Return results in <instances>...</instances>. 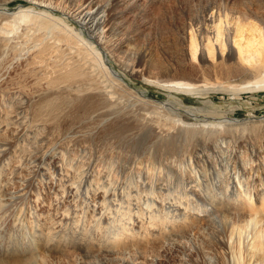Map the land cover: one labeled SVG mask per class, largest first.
I'll return each mask as SVG.
<instances>
[{
    "label": "rangeland",
    "instance_id": "1",
    "mask_svg": "<svg viewBox=\"0 0 264 264\" xmlns=\"http://www.w3.org/2000/svg\"><path fill=\"white\" fill-rule=\"evenodd\" d=\"M83 1L109 0H0V29L10 36L0 50V144L17 148L11 162L0 159V185L8 175L11 181L0 187V264L30 258L19 264H264V209H257L264 198V129L254 127L264 120V91L227 92L256 78L222 72V64L256 62L249 56L264 47V0H117L101 44L72 15ZM20 12L29 22H19ZM236 26H243L251 51L225 45L224 30ZM200 46L203 59L196 54ZM67 47L93 50L95 74L109 83L120 107L113 104L110 117L90 118L100 96L84 95L92 78L83 74L57 93V101L35 102L38 124L16 135L19 124L5 127L6 114L17 108L29 114L34 97L54 94L45 80L55 64L69 60ZM38 52L47 63L43 69L31 63ZM173 83L202 88L194 94L162 88ZM230 119L255 123L238 129ZM46 140L52 147L42 170L31 169L26 159L15 169L22 152L35 142L44 147ZM199 151L211 167L200 169ZM59 169L92 173L93 184L101 175L109 179L97 190L91 184L82 212L85 199L73 209L69 186L54 196ZM99 191H109L113 205L109 201L110 216L94 222L96 199L104 198ZM246 197L252 199L249 210L261 213L255 242L251 229L243 228ZM148 215L164 218L167 226L148 225ZM251 242L262 244L259 251L252 248L255 263L247 257Z\"/></svg>",
    "mask_w": 264,
    "mask_h": 264
},
{
    "label": "bare ground",
    "instance_id": "2",
    "mask_svg": "<svg viewBox=\"0 0 264 264\" xmlns=\"http://www.w3.org/2000/svg\"><path fill=\"white\" fill-rule=\"evenodd\" d=\"M117 0H109L107 3L105 4H99L97 2H94V1H83V2H80V3H77L75 5V9L72 11V15L80 22V24L89 32V34H91V39L97 41L98 43L101 44L102 42V39L105 38V36L107 35L106 34V27L107 25L110 24V19H109V16H108V12H109V8L112 4H115ZM22 13L24 12H20L19 16V22L21 23H27L29 22V20H27V16L26 15H23ZM10 17H14V15L10 16ZM75 19V20H76ZM215 19V18H214ZM204 20V19H203ZM204 22V21H203ZM221 23V22H220ZM206 24V23H205ZM209 24V23H207ZM215 24V23H214ZM213 24V25H214ZM223 24V22L221 23ZM4 25V24H3ZM14 26H16L15 24H13ZM212 25V26H213ZM230 25V24H229ZM236 25V24H235ZM226 26V25H225ZM209 27L211 28V26L209 25ZM237 27V26H236ZM250 27V26H249ZM256 27V26H255ZM226 28V27H225ZM235 28V27H234ZM213 29V28H212ZM211 29V30H212ZM248 29V28H246ZM259 29V28H258ZM223 30V29H222ZM231 30V29H230ZM251 30V29H248V31ZM203 32L205 30H202ZM12 31H10L11 33ZM199 32V31H198ZM251 32V31H250ZM9 32L7 31V29H0V50L6 45L8 44L9 42V38L7 37V34ZM212 33V31H211ZM225 35V40H224V43L225 45H228V42H232L233 43V46L237 49V51L240 53L242 51L244 52H249L251 50H249V40L245 43L244 45V28L243 26L242 27H237L235 29L234 32H231L229 30H224L223 32ZM222 33V34H223ZM229 33H232L234 34L232 40L230 38V35H228ZM263 33V32H262ZM13 34V32H12ZM106 34V35H105ZM209 34V33H208ZM206 35V34H205ZM204 35V36H205ZM203 36V35H202ZM218 37V29L216 30V35ZM251 36V35H250ZM202 38V37H201ZM239 40H241L242 42H239ZM251 40V39H250ZM202 41V39H201ZM263 41V40H262ZM216 42L222 44L223 43V40H216ZM203 43V42H202ZM201 44V43H200ZM258 44V43H257ZM263 44V43H262ZM264 45V44H263ZM202 46V45H201ZM197 50L196 54L198 53V56L203 59L202 57L204 56V49L203 47H201ZM229 47H230V43H229ZM257 47H260V46H257ZM246 48L248 50H246ZM253 49V48H251ZM39 50V49H38ZM261 50V51H260ZM36 51V50H35ZM39 51H42V50H39ZM65 51H67V53L69 54V60L65 61L66 64H58V68L55 67L57 64H53V68L52 72L53 74L55 72H57L59 70V73L54 75L53 74L50 76H48V80H45L48 84V86L53 89L51 92H54L53 93H50V95L46 96V97H42L40 98H37V97H34L33 100H32V108L30 109V113L28 114L27 111L25 109H22V108H17L16 109V112H10L8 114H6V119H5V124L4 126L7 127L8 125L11 124V122L13 123L16 122L19 124V127H18V130L16 131V135L18 136H21L23 137L25 135V133H28L26 132L28 128L31 127L32 124H34L35 126L38 124L39 122V114L37 115L36 114V111L38 109V107H36L34 104L36 102V105H40L41 104H46V102H48L49 100H51V98L49 97H53L55 101H57V99H60V96L57 95L58 92H60L61 90H63V88L69 86L70 82H73V84L79 80V78L84 74V75H87L90 79H91V82H88V84H90L91 86H89L88 88V91L84 93V95L86 96H89V97H94L96 98L97 96H100V101L97 103V107L96 108H93L92 109V112H91V115H90V118H95V117H110L112 116V114L114 113V110L111 109V111H113L112 114L109 113V110H110V107L115 104V109L116 107H120L118 106L120 103L118 102V99H113L111 97V87L109 85L108 82L106 81H100L99 77L95 74V71H94V66H93V63L90 62V55L91 54H94V52H92L93 50H91V52H88V50H84L82 48H79V49H74L72 47H67L65 49ZM260 51V52H259ZM46 52V50H45ZM253 53H258L256 55H253L252 56H249V57H257V60H255L256 62L253 63V64H248V65H243L241 64L240 62H235L234 64H230V65H225L223 66L222 64V67H223V71L224 72L223 74H226V76H230V75H234L236 76H239L241 74H244V76L248 77H252V78H256L254 79V81H251V82H247V83H244V86L242 84V87L240 86H235L233 88H229L228 91L230 92H233V93H241V91H244V92H255V91H264V47L261 46L260 49L257 51H254ZM33 57V58H32ZM32 61L31 63H34V65L36 64V66H39L41 67V65H46L47 66V63H44L43 61H41V58H42V55L38 53H36L34 56H32ZM231 56H228V60H230ZM253 60V58H252ZM245 61H248V57H244V62ZM224 62V61H223ZM49 65V64H48ZM41 67L42 69L45 68V67ZM221 67V66H220ZM57 68V69H55ZM103 68V67H102ZM216 68V67H215ZM224 68H227V69H224ZM48 70V67L46 68ZM99 69V68H98ZM214 69V68H213ZM45 70V69H44ZM60 70H62L60 72ZM217 70V69H216ZM222 70V69H220ZM214 71V70H213ZM212 71V72H213ZM131 72L134 73L136 72L134 69H131ZM220 72V71H219ZM97 82V83H96ZM103 84V85H100V84ZM68 84V85H67ZM163 89H174V90H177L181 93H187V94H194L195 92H199V88H202L201 87H196L194 85H191V84H181V83H173V84H170V85H167V86H162ZM217 88V87H216ZM220 88V87H218ZM108 89V90H107ZM205 89V88H204ZM228 89V88H227ZM223 90V89H222ZM229 92V93H230ZM88 94V95H87ZM43 99V100H42ZM45 100V101H44ZM53 100V101H54ZM62 101V100H61ZM61 101H59L61 103ZM58 102V103H59ZM56 103V104H58ZM62 105L64 104H67L65 102L62 101ZM119 103V104H118ZM54 104V103H53ZM117 104V106H116ZM52 105V103L50 104ZM18 106V105H17ZM39 106V107H40ZM49 105H47L45 108H49L48 107ZM60 106V105H59ZM129 106V105H128ZM24 107V106H23ZM42 107V106H41ZM113 108V107H112ZM27 109V108H26ZM57 107H56V111H57ZM50 110V109H49ZM60 113V112H59ZM36 115V116H35ZM35 116V117H34ZM215 116V115H214ZM89 117V116H88ZM222 117V116H221ZM89 118V119H90ZM143 118V117H142ZM150 118V117H149ZM157 118V116H156ZM218 118V117H217ZM216 118V119H217ZM88 120V119H87ZM92 120V119H91ZM221 120V119H220ZM231 120H228L230 121L229 123L232 124L233 126H237L238 129H242V128H246V126L250 125V124H253L255 122H244V123H238V124H234V123H231ZM224 121V119H223ZM222 121V122H223ZM232 122H235V121H232ZM241 122V121H240ZM203 123V122H202ZM208 123V122H207ZM236 123V122H235ZM17 124V125H18ZM154 124V123H153ZM204 124V123H203ZM257 126H254V127H258V129H264V120L260 121L258 120L256 123H255ZM199 125V124H198ZM210 125V124H209ZM218 125V123L216 124ZM194 126V125H193ZM219 126V125H218ZM221 126V125H220ZM4 127V128H5ZM9 127V126H8ZM11 127V126H10ZM200 127V126H199ZM208 128V127H207ZM217 128V127H216ZM225 128V127H224ZM248 130V128H247ZM192 131H195V130H192ZM191 131V132H192ZM200 131V130H199ZM224 131V130H223ZM159 132V131H158ZM196 132V131H195ZM194 132V133H195ZM219 132V131H218ZM221 132V131H220ZM0 133H4V132H0ZM15 133V132H14ZM193 133V132H192ZM1 135V134H0ZM159 135V134H158ZM195 135V134H194ZM193 135V136H194ZM211 135V134H210ZM15 136V135H14ZM17 136V137H18ZM4 137V136H3ZM228 137V136H227ZM12 138V137H11ZM28 138V135H26L23 140H22V143ZM2 139V138H0ZM45 139V138H44ZM11 140V139H10ZM181 141V139H180ZM189 141V140H188ZM5 142V140H4ZM11 143V142H9ZM35 147H31V150H24L25 152H22V155H20L19 158H17L16 162L17 165H15V169L19 168L20 167V163L22 161H29L30 163V167L31 169H34L36 172H38V170H42L43 167L41 166V159H43L44 157L48 156L49 155V151L52 147V143H50V141L46 140V144L45 146H41V144H39L38 142H35ZM168 143V142H167ZM38 145V147H36ZM33 148V150H32ZM16 147H10L6 144H0V159L5 157V159H7L8 161H12V157L16 151ZM19 152V151H18ZM18 155V154H17ZM60 156V155H59ZM57 156V157H59ZM103 156H106L104 154H102V157ZM195 157H196V160L200 163L201 167L200 169H206L207 167H211V162L209 160V158L202 152V151H199L195 154ZM100 158V156H99ZM130 159V158H129ZM135 159V158H134ZM14 160V159H13ZM60 160V159H59ZM101 160V159H100ZM10 161V162H11ZM114 161V160H113ZM1 162V161H0ZM133 165L135 166V171H139L140 170V166L138 167V162L136 160L133 161ZM5 166V165H4ZM21 169V168H20ZM59 173L54 176V181H55V188H54V196L57 195V192L59 190H64L66 189V187L68 188V186L70 187L71 190H73L72 192H70V194L72 195V198H73V206L72 208L76 210V203L78 201H80V198H84L85 200L84 201H81V208L83 207V205L85 204V201L86 199L88 198V194L90 192V186L92 183V173L90 175L86 174L85 172H83L82 170H77L78 172L76 173H73L69 170H58ZM63 171V172H62ZM202 172V171H201ZM63 173V174H61ZM38 174V173H37ZM40 174V172H39ZM201 174V173H200ZM110 176V175H109ZM88 177V178H87ZM148 177V176H147ZM106 179H109L108 175H101L99 176L98 179H96L95 183L93 184V187L95 186V189L97 190V188L101 187V185L103 183L106 182ZM14 182H16L15 180H13ZM73 181V182H72ZM9 183L11 184V181H10V176H6L5 179L2 181V184L0 185V187L4 184L6 187L7 185H9ZM74 184H76L75 186H73ZM108 185V183H106ZM22 185V184H21ZM159 185V184H158ZM160 186V185H159ZM92 188V187H91ZM103 188V187H102ZM108 188V186L105 185V187L103 188L106 189ZM160 188V187H159ZM22 191V190H21ZM65 191V190H64ZM236 190H233L230 194L232 196L236 195V196H239V193L238 191ZM61 192V191H60ZM63 192V191H62ZM100 194H102L104 198H102L101 200H98L96 199L97 203H99V207L98 209L100 210L99 211V214L95 212L94 214V222L98 219H101L103 217H107V216H110L111 215V206L109 205V201L111 202L112 204V201H111V195H110V192L109 191H99ZM60 194V193H59ZM113 194V193H112ZM20 195V194H18ZM17 195V196H18ZM96 195V194H95ZM200 195V194H199ZM15 196V199L17 200V198L19 197H16ZM39 195H37L34 199L35 202H37V198ZM59 196V195H58ZM12 198V197H11ZM56 198V197H55ZM135 199V198H134ZM10 200V199H8ZM126 202V201H125ZM209 202V200H208ZM246 202V203H245ZM244 202V206L245 208L247 209V212L244 213L245 216H244V225H243V228L244 229H247L248 231H250L251 229V234L252 235H249L248 233L246 235H249L251 236L253 239H254V242H255V239H258L256 236V227H258V223L256 222V218L260 217V214L261 213H257L253 210H249L248 208V203L252 206V199L250 197H246V200ZM10 204V203H9ZM20 204V203H19ZM108 204V205H107ZM218 204V203H217ZM113 205V204H112ZM115 205V204H114ZM118 205V204H117ZM216 205V204H215ZM223 206V205H222ZM70 207V206H69ZM114 207V206H113ZM214 207V206H213ZM12 208V206H11ZM87 208V207H86ZM86 208H82V212L86 211L87 209ZM225 208V207H223ZM10 209V208H9ZM85 209V210H83ZM221 209V208H220ZM257 209L259 210H263L264 209V198H262L259 202V205L257 207ZM11 210V209H10ZM255 210V209H254ZM1 211V210H0ZM4 211V210H3ZM233 211V210H232ZM257 211V210H256ZM62 212V211H61ZM117 212V211H116ZM64 217L66 214H68V210H64V212L61 213ZM86 214V213H85ZM139 214V213H138ZM11 215V214H9ZM69 215V214H68ZM51 216V215H50ZM76 216V215H75ZM97 216H100L97 217ZM149 216V219L148 221L146 222L148 225H151V226H157L159 225L160 226V221H163L165 220L164 218L162 219V217L160 216H153V215H148ZM221 216H224V215H221ZM219 216V217H221ZM262 218H264V213L261 214ZM78 217V216H76ZM218 217V218H219ZM58 218V217H57ZM92 218V217H91ZM222 219V218H221ZM225 219V218H223ZM261 219V218H259ZM243 220V219H242ZM59 221V220H58ZM222 221V220H221ZM110 222V221H109ZM112 222H114V220L112 219ZM168 222V221H167ZM166 223V221H165ZM164 222L161 223L162 226L163 225H166L167 226V223L165 224ZM254 223L255 226L252 224ZM262 223V221H261ZM259 223V225L261 224ZM250 225H253V227H251ZM257 225V226H256ZM150 226V227H151ZM232 228V227H231ZM234 228V227H233ZM250 228V229H249ZM242 229V228H241ZM106 230V229H105ZM236 230V229H235ZM122 231V235L125 236L127 232V229L125 228H122L121 229ZM260 231V230H259ZM121 233V232H120ZM261 233V232H260ZM256 234V235H255ZM121 235V236H122ZM236 235V234H235ZM262 235V234H261ZM47 236V235H46ZM264 236V235H263ZM117 237V236H116ZM247 237V236H246ZM112 238V237H111ZM249 238V237H247ZM48 239V238H47ZM239 239V238H238ZM260 242H261V238H259ZM264 239V238H262ZM49 241V240H47ZM254 242H251L249 244L246 245V250H248L249 253H251L250 255H247V257L250 259L249 262L251 263H255L256 261V253L255 251H253V247L257 248V251H259L258 249L261 247V243H258V245L254 246ZM258 242V241H257ZM256 242V243H257ZM261 244V245H260ZM245 245V244H244ZM264 246V244L262 245ZM235 247V246H234ZM244 247V246H243ZM262 248V247H261ZM260 248V249H261ZM229 250L230 249V246L228 247ZM239 249V248H238ZM252 249V250H250ZM262 252V250H261ZM244 254V252H243ZM260 254V253H259ZM258 256V255H257ZM263 256V255H262ZM232 257V256H231ZM246 257V256H245ZM33 258H30V259H26L24 261H21V263H26V262H30ZM232 259H234L232 257ZM231 259V262L232 263H235L234 261H232ZM242 260V258H241ZM246 260V259H245ZM20 262H13L11 264H19ZM244 262V261H242ZM1 264H7V263H1ZM236 264H240L238 263V261L236 262ZM243 264H246V263H243ZM259 264V262L257 263Z\"/></svg>",
    "mask_w": 264,
    "mask_h": 264
}]
</instances>
